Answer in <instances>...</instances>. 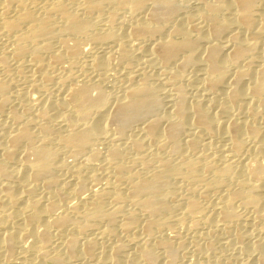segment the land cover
<instances>
[{"label":"bare ground","instance_id":"obj_1","mask_svg":"<svg viewBox=\"0 0 264 264\" xmlns=\"http://www.w3.org/2000/svg\"><path fill=\"white\" fill-rule=\"evenodd\" d=\"M191 1L0 0V264H156L164 251L175 264L178 227L200 220V239L232 233L264 264V0ZM87 57L83 80L64 75ZM113 62L127 72L115 101L101 85ZM19 82L30 90L11 93ZM85 152L104 157L107 185L85 190ZM241 208L257 238L237 230Z\"/></svg>","mask_w":264,"mask_h":264},{"label":"rangeland","instance_id":"obj_2","mask_svg":"<svg viewBox=\"0 0 264 264\" xmlns=\"http://www.w3.org/2000/svg\"><path fill=\"white\" fill-rule=\"evenodd\" d=\"M194 1V0H193ZM193 1H191V7L190 8H194V6L196 5V1L193 3ZM190 10H192V9H190ZM106 26V23H104V22H101V23H99L98 25H97V28H99V29H104V27ZM89 44V43H88ZM88 44H86L87 46H89L90 47V45H88ZM86 45H85V48L87 49V47H86ZM88 47V48H89ZM88 58L90 59V57H87L86 59L84 58L83 59V61L81 60V61H79V62H74L75 64H73L72 62L71 63H65V67L68 69V71H67V69L64 71V75H71L73 72L75 73H73L74 75H78L79 77V80L78 81H81V80H83L84 79V77L83 76H85V71H87V70H89L88 72H91L90 70V66L88 67L87 65H88V63L86 62L87 60H88ZM29 58L27 57L26 58V60H28ZM87 64H86V63ZM78 63V64H77ZM14 65H12L13 67H15L14 69H13V71H14V73H16V74H18L17 72H18V69H16V63L14 62L13 63ZM16 64V65H15ZM86 64V65H85ZM117 62H113V65L114 66H116L117 67ZM68 65V66H67ZM70 65V66H69ZM73 65V66H72ZM75 65V66H74ZM80 66V67H79ZM118 66H120V67H117V68H115L114 67V70H113V72L114 73H116V72H118L117 73V75L115 74L114 75V73L112 72V74L111 75H109V76H114L113 78H110L111 80H109V79H107V78H104L103 80H102V88H103V90H104V92L106 91V93L108 94L109 93V99L112 101H115L117 98H119L121 95H122V93H123V91L121 90L124 86H125V82L127 83V77H126V74L125 73H127L125 70H124V67L122 66V65H118ZM70 67V68H69ZM72 68V69H71ZM85 68V69H84ZM123 68V69H122ZM82 69H84V70H82ZM87 69V70H86ZM118 69V70H117ZM120 69H122V70H120ZM82 70V71H81ZM124 70V71H123ZM189 70V71H188ZM187 70V72L186 73H188V76H192L193 74H194V72H193V69H188ZM190 70H192V72L190 71ZM27 71V70H26ZM71 71H73V72H71ZM120 71V72H119ZM123 71V72H122ZM189 72H190V75H189ZM27 73H28V71H27ZM26 73V74H27ZM77 73H79V74H77ZM120 73L122 74V75H120ZM192 73V74H191ZM120 75V76H119ZM125 75V76H124ZM154 77H156L157 76V74L154 72ZM108 76V77H109ZM81 77V78H80ZM119 77V78H118ZM123 77H124V79H123ZM83 78V79H82ZM126 78V79H125ZM190 78V77H189ZM193 80H194V78H193ZM193 80H192V78L190 79V82L189 81H186L185 82V85H188V83L190 84V85H188L186 88H188L187 89V92H188V95L191 93V96H192V94H193V92H194V89H195V87H194V85H196V83L195 82H197L196 80H194V82H193ZM106 81H108V82H106ZM125 81V82H124ZM191 81H192V83H191ZM115 84H114V83ZM119 83V84H118ZM21 84V85H20ZM121 84H122V86H121ZM191 84H192V86H191ZM194 84V85H193ZM26 85V86H25ZM104 85V86H103ZM106 85V86H105ZM116 85V86H115ZM121 86V88H120V86ZM124 85V86H123ZM108 86V87H107ZM120 88V90H119V88ZM192 87V88H191ZM16 88V89H15ZM194 88V89H193ZM107 89V90H106ZM190 89H191V91H190ZM14 90H18L17 92H19V91H26V90H30V86L28 87V84L27 83H24V82H19V83H17L14 87H13V90H12V92L11 93H14V94H16V91H14ZM113 90V91H112ZM32 91V90H31ZM94 91H96V90H93V94L95 95V93H97V91L96 92H94ZM115 91H117L119 94H120V96L119 97H117L116 98V95L118 96V93L117 92H115ZM33 92V91H32ZM31 92V93H32ZM190 92V93H189ZM56 93V94H55ZM111 93V94H110ZM195 93V92H194ZM34 95H35V91H34V93H33ZM54 94V95H53ZM36 95H37V93H36ZM53 95V96H52ZM52 95L50 94V96H49V94H47L46 95V98L44 99L45 101L46 100H48V98L49 99H54L56 96H57V92L56 91H54V93H52ZM194 95V94H193ZM52 96V97H51ZM112 97V98H111ZM113 97H115V98H113ZM168 102V103H167ZM163 103H165L167 106H165V104H163ZM163 106H161V108H160V110H159V115L162 113V116H164L165 114H168L169 112H171V110H173V106H172V104L173 103H171V102H169L166 98L165 99H163ZM170 105V106H169ZM72 106V105H71ZM170 107V108H169ZM113 109L111 110V108L109 109L110 110V113L108 114L109 115V118H111V119H108L107 120V125H108V127L110 128V130L112 131V133L114 134L113 136H115L114 138H118L119 137V133L117 132L118 131V122L115 120V118H112V115H113V113H114V110H115V107H112ZM167 109V110H166ZM7 111V112H6ZM6 111L2 114H0V120L1 121H4V122H11V118H10V113H9V108H7L6 109ZM109 112V111H108ZM111 114V115H110ZM2 115V116H1ZM5 115V116H4ZM9 116V117H8ZM111 116V117H110ZM5 117H6V119H7V121H6V119H5ZM8 117V118H7ZM9 119V120H8ZM113 119V120H112ZM115 120V121H114ZM108 121H110L109 123H108ZM112 121H114V122H112ZM115 123V124H114ZM111 125H113V126H111ZM117 126V127H116ZM112 127H113V129H112ZM114 127H116V128H114ZM117 129V130H116ZM115 132H117V133H115ZM118 135V136H117ZM117 136V137H116ZM121 141H123V140H121ZM121 141H119V142H121ZM97 145V147H98V150H99V148H100V152L104 155V154H106L107 153V144H102V143H97L96 144ZM104 145V146H103ZM102 147V148H101ZM105 148V149H104ZM132 150V151H131ZM102 151H105V153L104 152H102ZM128 151V154L129 155H131L132 153L134 154L135 153V151L133 150V149H128L127 150ZM134 151V152H133ZM132 152V153H131ZM87 153V154H86ZM82 156H85V157H82ZM81 157V161H82V164H83V166H84V172H83V179H84V181H86V184H87V187H86V189L85 190H87V188H89L90 187V185H88V183H92V182H97V181H99L98 183H99V185H98V188H99V186L101 185H103V186H105V185H107V182H109V179L107 178L108 176H107V172H106V170L104 169V163H106V161H104L105 159H104V157L102 158H99V159H91V157H89L88 156V152H85V154L84 155H82ZM90 159H89V158ZM87 158V160H85ZM69 160V162H72L73 161V158L72 157H70V156H68L67 157V161ZM84 160V161H83ZM89 160H92L91 162H93V163H91ZM97 163H96V162ZM100 161V162H99ZM87 162L88 163H90V164H88L87 165ZM104 162V163H103ZM85 163V164H84ZM95 163V164H94ZM100 164H102L101 165V167H100ZM90 165L92 166L91 168H89L90 167ZM99 165V166H98ZM88 166V167H87ZM94 166H97V168L96 167H94ZM103 167V168H102ZM91 169V170H90ZM95 171V173H93L94 171ZM105 170V173H104V170ZM88 170V171H87ZM92 172V173H91ZM102 173V174H101ZM91 174H92V177H91ZM96 174V178H95V176L94 175ZM97 175H99V176H97ZM107 176V177H106ZM84 177H86V178H84ZM90 177V178H89ZM98 177H99V179H98ZM107 178L105 181H104V178ZM89 178V179H88ZM103 179V181L104 182H102V179ZM93 179V180H92ZM96 179H98V180H96ZM101 180V181H100ZM90 181V182H89ZM94 182V183H95ZM102 182V183H101ZM93 183V184H94ZM105 184V185H104ZM89 186V187H88ZM96 189H97V187H96ZM40 191V190H39ZM42 191V190H41ZM86 194V193H85ZM74 202V201H73ZM246 212H245V211ZM241 211H242V213L245 215V216H243V219H242V222H241V224L239 223V225L237 226V230L239 231V232H241V233H243V234H253V236L254 237H256L257 236V224H255V223H251V222H247L246 221V218H249V216L252 214L251 212V210L250 209H248V208H241ZM58 212V211H57ZM246 214H248V217H247V215ZM217 220H219V218L217 217ZM245 220V221H244ZM216 221V220H215ZM215 221L213 222V223H215ZM249 221V220H248ZM244 222V223H243ZM188 223V224H187ZM199 223H202V224H199ZM199 223H198V226L197 227H199V228H197V227H194L195 229H193L192 227L190 228V225H191V223L190 222H186V224H184L183 226H181V227H178V232H180L179 234L181 235V236H183V237H181V241L180 242H178L177 243V245L175 246V248H174V252H176L175 254L177 255L176 256V261H178V262H176L175 264H260V263H257V262H259V261H257V260H254V259H252V258H250L249 257V255L248 254H250L251 252H253V246L251 245V244H248V243H246L245 245H247V246H245V248H243V249H241V248H239V247H242L243 245H241L242 244V240L241 239H235L234 238V236L232 235V233H226V234H223V235H221L220 234V236L218 235H216V234H211L212 235V237H211V240H212V245H210V244H208V242H207V240H205V239H200L198 236H196V235H198L200 232L202 233V231L204 230V232H206V230L208 231H210V228H211V226L212 225H210L209 223H206L204 220L202 221V220H200L199 221ZM213 223H211V224H213ZM203 224H205L206 225V227H205V225H203ZM246 224V225H245ZM201 225V226H200ZM250 225V226H249ZM203 226V227H202ZM182 227H183V229H182ZM186 227H187V229H186ZM189 227V228H188ZM202 227V228H201ZM210 227V228H209ZM252 227V228H251ZM185 228V229H184ZM191 229V230H190ZM198 229V230H197ZM212 229V228H211ZM183 230V231H182ZM200 230V231H199ZM195 231H197V232H195ZM143 232V231H142ZM177 231L175 232V231H168V234L172 237V236H176V233H178ZM172 235H171V234ZM182 233H183V235H182ZM196 233V234H195ZM234 233V232H233ZM175 234V235H174ZM193 235H195V236H193ZM210 235V236H211ZM215 235V236H214ZM217 236V237H216ZM232 236V237H231ZM190 237V238H189ZM194 238L193 240H195V241H192V238ZM218 237H223V239L221 238H218ZM228 238V240H232V243L231 242H229V244H227V243H225L226 242V240H227V238ZM189 238V239H188ZM196 238V239H195ZM210 238V237H209ZM213 238H215V239H213ZM226 238V239H225ZM257 238V237H256ZM183 240H185V241H183ZM196 240L199 242V244L201 243V245L200 246H202L201 248H199V244H198V242H196ZM201 240V241H200ZM203 240H204V242H203ZM213 240L215 241V243L213 242ZM240 242H239V241ZM24 241V242H23ZM33 239L31 238V237H29V238H24V239H22L20 242H21V244L23 245V246H26V244L27 245H30V244H32L33 242ZM64 241H66L65 239H61L60 241H57V243H58V245H61L62 246V243L64 242ZM24 244H23V243ZM60 242H62L61 244H60ZM195 242V243H194ZM217 242V243H216ZM220 242H222V243H220ZM237 242V243H236ZM28 243H30V244H28ZM205 245H204V244ZM207 243V244H206ZM181 244H182V246H181ZM190 244V245H189ZM203 244V245H202ZM219 245V247H218V245ZM192 245V246H191ZM208 245H210V246H212V247H210V246H208ZM213 245H216V246H213ZM198 246V248H196V250H195V247H197ZM223 246V247H222ZM207 247V248H206ZM215 247V248H214ZM177 248H178V250H177ZM211 248V249H210ZM218 248V249H217ZM224 248V249H223ZM197 249H199L200 251L198 252L197 251ZM214 249V250H213ZM224 251H223V250ZM175 250H177V251H175ZM189 250V251H188ZM202 250V251H201ZM219 250V251H218ZM242 250V251H241ZM163 252V250H160V253H162ZM196 251V252H195ZM204 251V252H203ZM238 251V252H237ZM203 252V253H202ZM223 252V253H222ZM164 254V256L161 258V259H159L160 261H158V262H156V264H172V263H170L169 262V260L167 259V255H168V253L166 254V252L164 251L163 252ZM198 256H197V255ZM204 254V255H203ZM223 254H225V255H223ZM221 255V256H220ZM227 255V256H226ZM231 255V256H230ZM234 255V256H233ZM226 256V257H225ZM246 256H248V257H246ZM10 259V258H9ZM8 259V260H9ZM7 260V259H6ZM11 260V259H10ZM17 259H12L11 261H3L2 262V264L4 263V264H17L16 261ZM243 260V261H242ZM246 260H248V261H246ZM251 260V261H250ZM225 261V262H224ZM245 262V263H244ZM44 264H57V262H55L54 260H52V259H50V258H48V259H46L45 261H44ZM153 264H155V263H153Z\"/></svg>","mask_w":264,"mask_h":264}]
</instances>
